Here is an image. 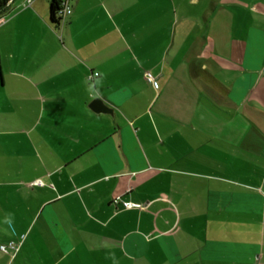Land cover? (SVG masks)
I'll use <instances>...</instances> for the list:
<instances>
[{
	"label": "crops",
	"instance_id": "0c3cea01",
	"mask_svg": "<svg viewBox=\"0 0 264 264\" xmlns=\"http://www.w3.org/2000/svg\"><path fill=\"white\" fill-rule=\"evenodd\" d=\"M59 1L1 9L0 264H264V0Z\"/></svg>",
	"mask_w": 264,
	"mask_h": 264
},
{
	"label": "built area",
	"instance_id": "2783aa9c",
	"mask_svg": "<svg viewBox=\"0 0 264 264\" xmlns=\"http://www.w3.org/2000/svg\"><path fill=\"white\" fill-rule=\"evenodd\" d=\"M72 11L73 10L68 3H66V2L64 4L62 3L61 10H60V16H61L60 21H62L66 16L72 14ZM1 16H2V10H0V23L3 21V18H4L3 16L2 17ZM95 75L97 76V75H99V73L96 72ZM146 78L148 81H150L152 83H156L155 77L150 72L146 73ZM37 183L41 184L42 181L38 180ZM115 202H121L123 207H125V208L141 207L140 204L132 202V201L124 200L120 196L115 198ZM19 246H20L19 242L12 240L6 244H1L0 249L5 253L14 255L18 251Z\"/></svg>",
	"mask_w": 264,
	"mask_h": 264
},
{
	"label": "trees",
	"instance_id": "16d2710c",
	"mask_svg": "<svg viewBox=\"0 0 264 264\" xmlns=\"http://www.w3.org/2000/svg\"><path fill=\"white\" fill-rule=\"evenodd\" d=\"M8 0H0V10ZM62 3L59 0H52L51 3V21L53 24H58L61 20L60 10Z\"/></svg>",
	"mask_w": 264,
	"mask_h": 264
},
{
	"label": "water",
	"instance_id": "95a60500",
	"mask_svg": "<svg viewBox=\"0 0 264 264\" xmlns=\"http://www.w3.org/2000/svg\"><path fill=\"white\" fill-rule=\"evenodd\" d=\"M100 102H101L100 99H95L92 103L93 108L96 109L98 105L100 104Z\"/></svg>",
	"mask_w": 264,
	"mask_h": 264
}]
</instances>
